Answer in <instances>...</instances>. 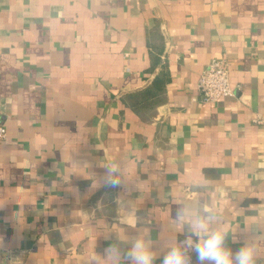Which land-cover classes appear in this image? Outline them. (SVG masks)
Returning <instances> with one entry per match:
<instances>
[{
  "label": "crops",
  "instance_id": "1",
  "mask_svg": "<svg viewBox=\"0 0 264 264\" xmlns=\"http://www.w3.org/2000/svg\"><path fill=\"white\" fill-rule=\"evenodd\" d=\"M213 59L234 95L201 104ZM257 117L264 0H0V264H93L120 232L150 234L161 264L185 200L214 201L228 246L258 237L264 264ZM113 159L126 184L102 187Z\"/></svg>",
  "mask_w": 264,
  "mask_h": 264
},
{
  "label": "clouds",
  "instance_id": "2",
  "mask_svg": "<svg viewBox=\"0 0 264 264\" xmlns=\"http://www.w3.org/2000/svg\"><path fill=\"white\" fill-rule=\"evenodd\" d=\"M125 164L122 159H113L101 167L104 168L100 186L117 188L126 184ZM67 180L68 177L64 176ZM211 181L204 180L196 185L207 188ZM174 223L179 231L187 228L188 234L183 240H176L162 255L161 264H193L191 253H195L196 264H257L259 248L258 237L243 241L235 250L228 246L231 228L222 217L214 201L196 204L185 200L179 203L175 210ZM121 224H134L135 215H129L119 220ZM126 246V247H124ZM3 247L0 242V248ZM155 242L151 235L126 232L116 234V242L103 250V256L93 264H155L159 257Z\"/></svg>",
  "mask_w": 264,
  "mask_h": 264
},
{
  "label": "built area",
  "instance_id": "3",
  "mask_svg": "<svg viewBox=\"0 0 264 264\" xmlns=\"http://www.w3.org/2000/svg\"><path fill=\"white\" fill-rule=\"evenodd\" d=\"M197 94L201 104H214L220 99L232 97L234 90L229 82V67L224 60H211L201 72L197 81ZM256 125H263L264 118L254 119ZM6 138V129L0 122V140ZM181 238L180 240H183ZM192 261L194 252L191 253Z\"/></svg>",
  "mask_w": 264,
  "mask_h": 264
}]
</instances>
